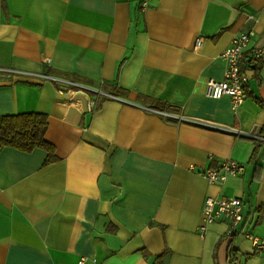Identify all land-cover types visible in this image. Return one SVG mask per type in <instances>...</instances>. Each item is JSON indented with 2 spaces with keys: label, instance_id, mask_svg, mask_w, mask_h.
I'll return each instance as SVG.
<instances>
[{
  "label": "crops",
  "instance_id": "1",
  "mask_svg": "<svg viewBox=\"0 0 264 264\" xmlns=\"http://www.w3.org/2000/svg\"><path fill=\"white\" fill-rule=\"evenodd\" d=\"M248 30L233 110L207 84ZM0 68L22 72L0 73V116L45 114L56 156L0 150V264H264L224 220L199 229L206 197H238L264 235V0H0ZM224 160L243 171L209 183Z\"/></svg>",
  "mask_w": 264,
  "mask_h": 264
},
{
  "label": "built area",
  "instance_id": "2",
  "mask_svg": "<svg viewBox=\"0 0 264 264\" xmlns=\"http://www.w3.org/2000/svg\"><path fill=\"white\" fill-rule=\"evenodd\" d=\"M150 1L151 0H140L141 9H145L149 5ZM252 34L253 32L251 30H248L238 34L232 40L229 46H227L221 53V58L225 63L223 79L219 81L211 80L207 84V95L215 99H220L225 96L229 97L231 101V109L233 110L239 105H241L246 98L244 87L247 78L241 70V61L247 48L249 37ZM199 45L200 39H197L196 46ZM261 52V50H255L252 55L251 62L256 61L260 57ZM0 73H3L4 75H12L15 73L22 72L0 68ZM43 77L51 78L55 81H60L68 85H72L76 87V90L78 92L84 93L88 91H93L97 94H100L102 97L118 99L114 95L103 93L87 85L71 81H63L60 79H55L51 76L43 75ZM90 107L91 104L88 103V108ZM144 108L151 113L162 115L165 118L177 121H186L205 127H213V125L208 122L183 118L179 115L170 114L168 112H165L164 110H160L153 107ZM242 171L243 165L233 160H224L218 165H216L214 168L205 171V176L209 183H221L225 180L227 175H237L240 174ZM217 220H224L226 222L227 228L225 234L229 239L242 235L247 240H249L255 252L264 253V235L255 236L247 231L242 230L244 222V209L243 201L240 198L230 197L218 199L206 197L203 201L201 208V224L199 226L200 231L203 232L209 224H212ZM77 264H85V259L80 258L77 261Z\"/></svg>",
  "mask_w": 264,
  "mask_h": 264
},
{
  "label": "trees",
  "instance_id": "3",
  "mask_svg": "<svg viewBox=\"0 0 264 264\" xmlns=\"http://www.w3.org/2000/svg\"><path fill=\"white\" fill-rule=\"evenodd\" d=\"M241 70H243L242 67ZM46 125V115L40 113L0 116V150L4 147H12L30 152L35 148H40L47 153L45 164L55 161L54 147L44 138ZM253 141L255 143L254 157L262 142L259 140ZM233 239H230V243ZM234 254L235 251L229 246L227 258L231 259Z\"/></svg>",
  "mask_w": 264,
  "mask_h": 264
}]
</instances>
